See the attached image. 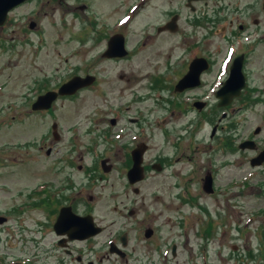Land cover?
Listing matches in <instances>:
<instances>
[{
    "label": "rangeland",
    "instance_id": "obj_1",
    "mask_svg": "<svg viewBox=\"0 0 264 264\" xmlns=\"http://www.w3.org/2000/svg\"><path fill=\"white\" fill-rule=\"evenodd\" d=\"M108 2L93 0L102 15H108ZM77 5V0L48 4L31 1L10 15L14 27L0 30V216L8 218L7 223L0 224V264L33 255L36 249L32 238L39 237L38 222L47 220L50 209L47 206L33 208L34 201L39 203L45 195L38 199L42 193H34L35 200L31 197L32 190L47 181L54 186L64 185L68 175L73 176L77 190L86 188L81 201L90 202L91 197L95 201V215L102 227L108 229L111 219L130 218L128 212L131 209L136 211L132 218L135 221L151 218V222L146 221L151 227L164 226L166 231L161 237L166 245L176 243L179 248L178 256L169 258L171 264H264V168L251 166V158L255 156L252 150L237 149L232 153H228V149L227 152L219 150L221 142L230 139L242 142L255 137L258 127L262 132L254 140L263 147L264 106L249 107L224 120L222 124L226 130L213 140H210V119L194 124L196 128L191 126L189 130H193L192 135L179 139L189 129L190 124L186 123L197 121L198 112L187 108L182 97L168 96L182 103L179 110L175 108L177 115L170 119L169 112L163 108L169 104L156 99V92H149L155 78L169 69L172 60L167 54L170 53L174 60L182 48L199 42L204 31L190 33L192 27L188 26L183 28L184 34L165 35L161 49H146L136 61H91L89 46H81L78 39L83 19ZM28 14L32 16L29 18ZM31 23H37V27L31 29ZM182 35L191 39L180 43L178 36ZM225 44L219 35L211 44L193 48V53L197 50L205 55L212 51L216 68L214 76H206L208 82L219 70L224 71ZM102 48H105L104 43ZM218 48L220 53H217ZM252 58L254 61L250 62L248 71L251 88L256 90L264 84V49ZM87 72L99 73L102 79L99 90L58 101L56 113L33 114L31 105L37 99L36 91L47 92V88L41 92V83L50 82L52 87L74 75L82 77ZM166 77L170 82L177 79L174 70ZM253 100L247 96L241 103L249 104ZM106 103L119 110L111 115H118L120 125H130L129 118L135 109L146 113L150 106L156 105L160 118L156 117L155 121L159 124L150 127L147 141L150 151L145 161L150 164L159 157L169 159L173 165L160 172L149 171L143 182L132 186L127 179V170L123 168L124 154L120 151L111 155L116 170L104 173L92 151L91 136L85 130L92 119L107 113ZM216 103V98L211 101L216 109L213 118H220L223 109ZM155 116V113L153 116L149 113L151 121ZM53 123L59 127L58 141L50 136ZM72 126H78L77 134L84 135L77 140L76 146L71 140ZM42 138L47 139L45 148L40 145ZM130 144H105L104 150L98 152L102 155L105 149L117 151ZM49 148L53 150L50 156L47 155ZM69 158L74 159L73 164L67 163ZM210 167L217 169L213 195L205 193L202 188ZM136 187L140 189L139 194L134 193ZM20 207L24 209L20 211ZM133 233L143 237L141 231ZM109 237L107 235L104 239ZM142 245H145L144 239ZM138 250L129 263H121L116 258L118 263L159 264L156 263L158 255L155 250L145 252V247ZM54 253L55 256L43 264H54L60 259L62 253ZM37 255L41 261L45 258L43 252ZM2 256L6 258L1 260ZM90 258L97 260L87 256L84 264ZM109 263L105 260L103 264Z\"/></svg>",
    "mask_w": 264,
    "mask_h": 264
},
{
    "label": "flooded vegetation",
    "instance_id": "obj_2",
    "mask_svg": "<svg viewBox=\"0 0 264 264\" xmlns=\"http://www.w3.org/2000/svg\"><path fill=\"white\" fill-rule=\"evenodd\" d=\"M31 1L48 4L52 1L59 2L60 0H29L12 10L10 15ZM77 1H79L77 8L80 10V18L83 19V23L81 24L83 29H81L78 39L81 41V46H89L88 49L92 52L89 55L91 61H104L105 59L113 62L136 61L143 53L142 51L146 49H161V45L166 38L165 35L184 34L183 28H187L188 26L192 27L190 33L194 31L198 33L204 31L199 42L193 46L182 48L183 51L180 52L174 60L170 57V53L167 54L170 60H172L168 64L169 69L155 78L156 81L152 82V87L150 88L152 91L149 92H156L155 96L157 93H160L158 99L162 100L165 105L169 104L167 107L162 106L169 112L170 119H173V117L177 115L176 109L179 110L178 108L182 106V103L186 104L187 108H191V111L198 112L196 116L197 121H188L186 125L190 124L188 127L189 129L183 133L179 139H187L188 136L192 135L193 130H189L194 124H198L204 119H210L209 121L212 125L210 140H213L226 130L222 124L224 120L230 119L232 115L240 111L243 112L249 107L251 108L254 106L257 108L264 106V84L256 90L252 89L250 85L251 74L248 71L250 62L254 61L252 57L260 50L264 49V0H154L155 2L151 0H111L110 2L109 0L106 6L108 15H102V13L98 11L97 5L93 3V0ZM145 11L147 12L144 13ZM10 15L5 25L0 27V30H4L9 25L13 24ZM31 16L32 15H30L29 18ZM110 18L112 19L109 20ZM64 23V26H67L65 21ZM36 27L37 23L34 25V28ZM116 35L121 36L125 48L128 50L129 54L125 58H109L105 56L110 41ZM219 35L226 43V51L223 60L225 59V61L229 62L222 73L219 70L212 81L208 82L207 79H205L206 76H214L213 74L216 68V61L212 57V51L206 52V55L204 53H199L197 50H195L194 53H192V51L194 47L200 44H211ZM178 37L180 43L191 39L190 37L185 38L183 35ZM103 43L105 44L104 49L102 48ZM191 44L193 43L191 42ZM94 49L98 51L94 52ZM220 52L221 49L218 48L217 53ZM159 53L161 54V51H159ZM217 55L218 54L215 56ZM196 58H204L207 61L201 65L198 64L195 67V74L192 76V80L183 83L181 86L182 90H177L178 84L190 71L191 65L194 62L193 60ZM170 60H168L167 63ZM240 60L243 61L242 73L243 81L245 82L242 94L238 98L231 100L229 105L222 107L223 112L220 118L217 116L213 118L216 109L212 107L211 101L217 97L223 84L230 80L234 61ZM173 70L177 79L170 82L166 76L169 72H173ZM86 76L94 77L93 84L81 89L73 97L78 98L84 92L99 90L102 82L99 73L93 74L92 72H87L82 75V77ZM63 83L52 87L50 86V82L41 83L40 89L41 92L42 89L46 88L47 92L55 91ZM37 93H39V95L43 94L40 93L39 90H37ZM167 93L171 95H167ZM168 96L182 97V103L181 101V104L176 102L177 99L171 100ZM247 96L254 98V100L250 101L249 104L248 102L242 104L240 101ZM146 97L147 99L150 98V96ZM66 99L69 98L63 97L58 101ZM216 100V106L219 107V100L217 98ZM137 101L139 102L140 99ZM197 103L201 104L200 108H198ZM56 104L57 102L53 105L51 109L52 112L50 113L53 114L58 111V108H55ZM113 107L114 106L111 104L106 103L107 113L92 119V122H90L91 124H89L85 130L86 134L91 136V141L93 143V145H91L92 151L95 153V158L98 160L101 170L104 173L108 174L116 170L115 164L111 163V155H116L120 151L124 154L123 168L125 167L128 172L132 167V153L140 146L146 148L143 157L145 176L149 171L155 170L160 172L166 169V167L173 165L169 159L163 160L159 157H156L150 164L145 161L146 155L150 151V147L147 144V141H149L148 133L150 127L159 124L158 121H153V119L151 121L149 118L150 112L152 116L154 113L156 114V105L150 106V109H147L146 113H144L143 110L134 108L135 111L132 117L129 118L130 125H120V118L118 115H111L114 111L119 112V110H114ZM109 113L110 115H108ZM193 128L196 127L193 126ZM58 129V125L57 129H54L53 123V134L51 133L50 136L53 135V138L57 141L60 139ZM71 130L74 131L71 135V140L73 142L72 144L75 145L77 140L84 135L82 134L81 136V133L77 134L80 130L78 126H72ZM213 131L215 132L214 135H212ZM261 132L262 128L258 127L255 137H249L245 140H254L259 137ZM119 142L121 144L130 142L131 144L129 147L125 146L117 151L112 150L113 148L105 149V153L102 155L98 152L99 149L100 151L104 150L102 147L105 144H118ZM221 143L219 144H221L222 148L219 150L223 149L227 152L228 149V153L232 151L235 152L237 149L240 151V142L236 139H230L228 142ZM235 144V148H231L232 145ZM45 146L42 148H45ZM254 146V157L258 159L264 152V146L261 147L260 143H256ZM116 148H118V146H115V149ZM50 149L51 152L48 153ZM52 151V148H49L47 150V155L50 156ZM225 152L223 155H225ZM62 160H64V158H62ZM73 160L74 159L69 158L67 163L73 164ZM178 161L179 159L176 158V163H178ZM257 168L263 169L264 161L261 162ZM216 172L217 169L213 170V167L212 169L210 167L207 171V175L211 174L215 180V176L217 175L215 174ZM72 180L73 176L68 175L64 181V185L54 186L51 181H47L42 183L46 189L40 188L32 190L31 197L35 200L37 198L39 199L43 194L45 195L43 199H40L39 203L34 201L32 204L34 205L33 208L47 206L50 209V215L47 217V220L38 222V226L40 227L39 237L32 238L33 246L36 251L31 256H25L22 259H14L12 261L9 260V262L1 264H36L37 262L38 264H43L44 261L47 263L48 259L50 261V259L55 256L54 252L62 253V255L59 256L60 259H56L57 261L54 264H73L72 262H75V264H84V258L87 256L97 260L93 261V259L90 258L86 261V264H95V262L103 264L105 260L110 262L109 264H119L118 260L121 263H129L130 260H133L136 254H138V249H144L145 247V252H149V250H152V247L155 251L164 248L166 243L164 237L161 236L166 231L165 227L163 226V228L161 225H152L151 227L150 223L146 222L151 220V218L142 219L140 222L135 221L132 219L133 216H136V211L133 209L128 212L130 218L111 219V225L108 229L102 227L98 223L95 215V201H92V197L90 198V202L81 201V194L86 188L81 187V190H77ZM130 185L135 186L136 184L130 183ZM139 192V188H134V193L139 194ZM34 193H37V195L40 193L42 194L38 195L36 198V194ZM67 193L69 194L68 196ZM77 196L79 197L77 198ZM66 207H69L77 216L83 218L92 216L93 227L90 228L89 225H85L84 228L86 233H89V231L95 228L101 229V232L86 238H71L68 234H58L55 229V224L61 210ZM81 209H83V211H80ZM59 230L64 231L66 228L61 227ZM108 231L112 233H108ZM137 231H141L143 237L142 235L133 233ZM148 234L150 237L147 238ZM107 235H110V237L104 239ZM142 238L145 240V245H142ZM43 244L47 247L42 246ZM176 249V246L172 248V256L176 255ZM41 252H43L45 257L44 259L42 258V261L38 259L37 255V253ZM111 255L115 256V258L111 259ZM5 258V256H2L1 260Z\"/></svg>",
    "mask_w": 264,
    "mask_h": 264
},
{
    "label": "water",
    "instance_id": "obj_3",
    "mask_svg": "<svg viewBox=\"0 0 264 264\" xmlns=\"http://www.w3.org/2000/svg\"><path fill=\"white\" fill-rule=\"evenodd\" d=\"M26 0H0V26L6 22L8 12L13 9L14 7L18 6L19 4L25 2ZM34 27V25H32ZM128 53L124 46V41L122 38L115 36L109 43L108 50L106 52L107 57H124ZM204 59L196 60V63H204ZM241 63L240 61H235L232 67L231 78L225 85V87L220 91L218 96L222 99L220 105L228 104V100L234 96L240 94V89L244 85V81L241 78ZM192 71L187 75L184 81L190 80L192 78ZM93 82V78L87 77H75L68 83L61 86L58 92H50L44 96H41L38 101L34 104V110H42V109H49L52 102L56 100L58 95H67L73 94L76 92L77 89L85 87ZM179 89V88H178ZM182 90V89H179ZM226 90V91H225ZM241 148H254L253 141H246L241 144ZM145 147L142 146L139 149H136L133 152V159H134V168L129 172V181L131 184H135L141 181L144 178V169L142 167L143 162V154L145 152ZM264 161V152L258 159H253L251 164L252 166H256ZM203 189L206 193H213V180L211 176L206 177ZM6 219L0 217V224L4 223ZM85 225L93 227V221L91 216H87L86 218L79 217L69 212L68 209H62L60 216L58 218V222L56 223L55 229L58 234H68L71 238H86L91 235H95L100 233L101 229L95 228L89 233L85 232ZM66 228L64 231H60L59 228ZM149 236V234H148ZM20 264V263H15Z\"/></svg>",
    "mask_w": 264,
    "mask_h": 264
}]
</instances>
